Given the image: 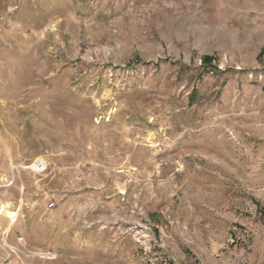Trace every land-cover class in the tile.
I'll use <instances>...</instances> for the list:
<instances>
[{
  "label": "rangeland",
  "instance_id": "rangeland-1",
  "mask_svg": "<svg viewBox=\"0 0 264 264\" xmlns=\"http://www.w3.org/2000/svg\"><path fill=\"white\" fill-rule=\"evenodd\" d=\"M261 209L264 0H0V264H264Z\"/></svg>",
  "mask_w": 264,
  "mask_h": 264
},
{
  "label": "built area",
  "instance_id": "built-area-1",
  "mask_svg": "<svg viewBox=\"0 0 264 264\" xmlns=\"http://www.w3.org/2000/svg\"><path fill=\"white\" fill-rule=\"evenodd\" d=\"M34 168L37 173H44L47 170V166L43 161H37Z\"/></svg>",
  "mask_w": 264,
  "mask_h": 264
},
{
  "label": "trees",
  "instance_id": "trees-1",
  "mask_svg": "<svg viewBox=\"0 0 264 264\" xmlns=\"http://www.w3.org/2000/svg\"><path fill=\"white\" fill-rule=\"evenodd\" d=\"M203 63H204L205 66L210 67L209 65L212 64V59L210 57H204L203 58ZM261 211L263 212V215H264V210L261 209Z\"/></svg>",
  "mask_w": 264,
  "mask_h": 264
}]
</instances>
